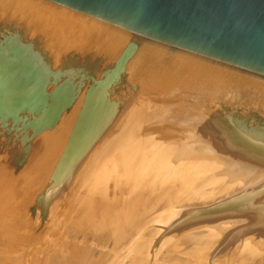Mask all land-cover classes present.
<instances>
[{
	"label": "rangeland",
	"instance_id": "obj_1",
	"mask_svg": "<svg viewBox=\"0 0 264 264\" xmlns=\"http://www.w3.org/2000/svg\"><path fill=\"white\" fill-rule=\"evenodd\" d=\"M5 1L7 3H5ZM9 1L10 0L0 1V20H1L0 25L5 23L4 19L6 18L5 19L6 21L13 22L14 26L12 28L16 33V35L15 33H13L14 35L6 37L5 35L6 33L0 30V107H2V109L0 108V264H12L13 261L15 263L16 259L17 260L15 264H22V262L23 264H32L34 262L44 264L45 262H47V260L51 256L53 257V253L55 249L60 250V252H58L61 255V256L58 255L61 258L60 261L62 262L66 261L63 264H98V263L99 264H111V262L112 264H116V263L117 264L118 263L128 264L130 261V258L134 257L135 252L131 254L132 252L131 250L133 249L135 251L136 248L134 247L137 246L135 243L139 242L138 244H140L141 241L144 239L145 240L148 239L147 245L149 246V256H150L149 260H147L148 264L149 262L152 264H156V263L166 264V262H168L166 258L168 257L170 258L168 254L170 255L173 254L174 256L172 255L173 258L170 259L171 263L169 260V263L167 264H173L176 262L178 264H197V261H198V264H227L228 262H231V261L232 262L229 264H232V263L238 264V261L241 260L239 257H237L238 259L235 258L237 260H234V261H233L234 258L233 259L230 258V254L233 250V247L235 246L233 245L234 243L227 244L225 245V248L222 247L221 249H217L214 253L211 252L213 250H202L201 251V249L200 250L198 249L196 251L198 243L197 241L194 242L193 240L189 241L191 244L188 242H187L188 244L185 242H182V243H179L180 245H177L178 239L188 240L191 237L192 232L194 231L196 232L198 229H202L204 226H206L205 223L208 222L206 217L209 218L211 215L213 216V213L219 211L220 208H221L222 213L224 211H227L225 208H223L225 207L226 203L220 201V198L217 199L218 198L217 194L221 195L223 193V189L226 187V185H228L230 181V178H228L229 175L222 176L220 171L218 172V171L209 170L210 172H208L206 170L208 169L206 165L207 163L205 161L204 163L201 162L203 160L192 159L188 161L182 167H178V166L173 167V165L166 166V165H163L160 160H157V162H154V163L148 162V165H147L148 167L146 170L147 172L145 171L146 172L145 174L139 175V173H137L138 175L135 174L137 178L132 176L134 179L133 180L134 185H132L133 187L132 190H134L135 192H137L138 190L142 192L144 190L143 191L144 194L139 193L140 196L137 197V194L131 191L132 195L130 194L131 193L130 192L129 194L131 196L128 195L125 198L126 203L122 199L123 200L122 204H121V201H122L121 200L118 205H115V208H114L115 212H111L108 209L107 211L108 215L105 218V222L103 221L104 219L101 218V217L104 218V213H105L104 208H102L103 210H101L100 208H94L93 210L95 212L92 210V212L94 213L92 214L93 217L91 218L93 219V221L89 219L90 217L84 211V208L82 205L83 201H80V200H82V198H85L84 195L87 194L88 196L91 193L88 191L89 188L91 189L90 191H92V188L94 190V188L97 187V184H95L96 186L94 185L91 187L89 185L90 181L92 182L91 185L94 184L93 183L94 177L92 178L94 174L91 173L93 172V170L92 169L89 170V166H87L88 163L86 162V161L89 162L90 160V162L93 163L95 162L94 160L95 158L93 159V157H91V159L89 158L88 160V158L80 154L77 156V158H75V160H77V163H75L76 161H72L75 163L74 167H72L71 166L72 164L70 163V165L66 167L64 171L59 169V164L61 163V159L64 156V153L66 152V148H67L66 145L68 146V141H67V139L69 138L68 132L72 134L76 130V127H77V123H76V121H78L77 109H78V103L80 102V99L79 98L77 99V96H79L78 95L79 93H77V91L83 92V89H84V92H83V95H84L92 91L93 88H97L98 85L101 84L100 87L102 88V90H105V93L108 91L106 94H108L109 99H110V96L112 95L113 90L117 95H114L113 93L112 99L113 97L114 99L115 97H120L119 96L120 90L125 89L126 87H129V86H133L132 84H134V81H132L133 78H131L132 76H129L128 68L129 66L132 65L133 61L136 60L137 55L139 54L142 47L144 46L139 45L135 42H132L130 39L128 40L126 39L124 43L122 44V48L120 50L115 49L113 46L112 51H110L108 48L109 42H107L108 39L106 38L107 34L105 32L103 34L101 30L95 29L94 27L88 26L87 24H80L79 23L80 21L74 18H69L68 20H66L67 17L66 18L62 17L63 19H60L58 17L60 16L59 13H58V16H56L57 13H53L49 10H46V14L44 12L42 13L41 11L36 9L38 8L37 5L35 6L33 4L34 5L33 7H29L27 4L30 1L26 3L25 0H23L22 2H18L14 0L15 3H18V4H14L13 0H11L12 2H10L9 4ZM1 8H3L4 11ZM27 9L29 10L27 11ZM47 11L49 14L53 13L54 16L53 15L49 16ZM57 17L59 18L60 21L58 20ZM71 19H72L71 22H73L74 24L73 23L68 24V21ZM64 20H66L65 22L67 23L63 24L62 22H64ZM74 20L76 21L74 22ZM6 25L9 26V23L7 22ZM92 29L95 32L92 31ZM81 30L86 31V32L83 33ZM96 30L98 34L96 33ZM87 33H90V34H87ZM95 34H97L96 35L97 37L95 36ZM102 36H105V37H102ZM105 38L107 41L104 40ZM4 39L12 41L13 47L11 48V50L7 47L2 46L3 42L1 41ZM134 45L138 46L137 50L134 47ZM8 46H10V43L8 44ZM15 49L16 51H13ZM130 50H134L133 51L134 54L132 55V57L134 56L133 57L134 59L133 58L130 59L128 63L126 64L125 68L127 69L125 73H122L118 77V79H116V81H114L113 83H110V82L106 83L107 82L106 79L109 77L110 72L116 69V66L118 65L117 63H119L121 61V58L124 57V55H126L127 52ZM215 70L219 71V69H215ZM94 80L96 82L94 84H91L93 83ZM18 81L20 82V84H18L19 83ZM204 83L205 82H202V81L200 82L195 79L192 80L189 83V86L183 87V90H182L183 95L185 93L186 98H187V95H190V94H192L193 96L200 95L198 93H200V91L202 90L203 86L205 85ZM67 85L70 89V93H72V94L69 93L70 95H72L71 96L72 98L70 100L65 98L66 94L64 93V90ZM107 87H110V88L107 89ZM205 91L206 90H204V92ZM202 92H201V95L204 96L205 98L218 99L219 97L218 100H220V102H223V100H226L227 97H229V95L233 96L232 94H230V90L227 87L225 88L222 87V90L219 89V92H215V91L211 92V90L209 92H205L206 94H203ZM231 98L233 99L235 103L236 101H238L237 103L238 106L243 107L242 103L244 99H257L258 97L255 98L250 95L248 98L247 97L245 98L231 97ZM231 100L229 101V105H231L230 104ZM79 112H80V109H79ZM246 115L248 114L246 113ZM90 123L88 124L91 125V127L89 126L88 127L89 129H87V131L89 133V136L90 134L91 136L90 137L88 136L87 131L82 136V138L85 139V140L82 139V142L84 141L83 142L84 148L88 149L89 147V151L90 149L91 150L93 149L94 150L93 152H99L100 149L102 148L104 149L105 147H107L106 149L107 150L109 149L110 151L107 152L106 150V153L108 154L112 153L114 149L113 148L110 149L111 146L108 144L111 139L109 136H107V135H110V133H108L109 132L108 129L102 128V125L99 123L97 124L95 121H93V123L90 121ZM100 125L101 127H99ZM103 130L107 132L108 134L105 133ZM87 136L91 140H93L94 138V140L93 141L89 140V143H88ZM105 140H107L106 143L108 145L104 143ZM99 144L101 146L105 144L106 145L104 147H101ZM96 146H99V148L100 147L101 148L98 149V147ZM93 154L95 155V153ZM80 157H81V160L79 159ZM84 161L86 164H84ZM158 162L159 164H161L160 166H158L159 165L157 164ZM189 163L190 164L193 163V164L190 165ZM199 165H202L203 168H199ZM79 167H81L80 168L81 170L79 169ZM167 167H169L170 169ZM185 167L186 168L189 167V168L186 170ZM76 168L79 170L75 171ZM154 168L156 172L158 171L157 173H155ZM83 169H84L83 172L88 171L89 174L88 173L86 174H88L91 177V180H88L90 177L88 178V176L82 172ZM107 169L109 168L107 167ZM107 169L105 168V171H104L105 173L107 172ZM204 169L208 173L204 172L205 171ZM110 170H112L110 174L113 175L112 173L114 172L113 169H109L108 172ZM152 170H154V172ZM170 170L171 172H169ZM173 170H176V171L173 172ZM177 170H180L181 172ZM61 171L63 172L62 174L63 176L61 175L62 173ZM190 171H191V174H190ZM108 172L106 174L110 175ZM165 173L166 174L170 173V174L166 176ZM197 174L199 175L197 176ZM84 175H86L87 178H85ZM144 176L148 178V181L146 180L147 178ZM158 176L160 177V179L162 178V181L160 180L159 181L161 184H163L162 182H164L163 184L164 186L163 185L161 186L160 184H158V181H157V179L159 178ZM213 176L215 177V179L213 178ZM153 177H155L154 180H153ZM175 178H178V179H175ZM192 178H193V181H192ZM164 179H167V180H164ZM187 179L189 181H187ZM197 179L198 180L200 179V180L198 181ZM208 179L209 180L211 179V180L209 181ZM143 180H144V183H143ZM152 180L153 182H155L156 180V183H157V184L155 183L156 186L152 185L153 184ZM168 180L171 181L172 183L169 186H168L169 183L167 184L165 183V181L168 182ZM181 180L184 182H182ZM140 181H142V183ZM150 181L152 184L149 183ZM201 181H204L203 182L204 184L201 183ZM85 183H87L88 185ZM146 184L147 186H145ZM150 184L152 185V187ZM206 184L208 186H206ZM81 185H84V186L86 185L87 187L89 186V188H85L84 186H81ZM193 185H195V187ZM212 185L213 187L219 185V188L218 187L213 188ZM198 186L200 189L197 188ZM134 187L137 188L138 190L135 189ZM189 187H191L192 189ZM158 188L161 190L163 188L165 189L161 191V190H158ZM152 190L154 194L151 193ZM145 191L146 192L149 191L148 193L150 196L148 195V193L146 196ZM194 191H196L197 193L195 194ZM80 192L83 195H81ZM86 192H89V194ZM155 193L157 195H155ZM160 193H162V195H159ZM174 193H175V197L172 198V196H174ZM133 194L135 195L133 196ZM184 194L187 196H185ZM182 195L184 196L182 197ZM151 196L152 197L158 196L157 198H154L155 201H158V202L153 203V199ZM142 197L144 198L145 201L141 199ZM168 197H171V198H168ZM194 197H196V199H194ZM78 198H81V199H78ZM127 198L129 199L128 201H127ZM136 198H138L139 200ZM159 198L161 201H163L162 202L163 205L161 201L159 200ZM161 198L164 200H162ZM197 198H198V203L197 201H195L197 200ZM236 198L237 197H235V199ZM78 200L80 201V205H79ZM139 201H142L143 203ZM204 201H205V204H204ZM138 202L139 204H136ZM184 202L185 203L187 202V203L184 204ZM150 204L153 206H151ZM127 206L130 207L128 208L129 210L131 209L130 211H132L133 208L135 209V210L133 209V214L130 215V213H132L130 211H128L127 213V210H126ZM78 207H81V208L79 209ZM147 209L151 211V214L148 212ZM153 209L154 211L156 210L157 212L156 211L154 212ZM124 210L126 211V213H124ZM164 210L166 212H164ZM44 211L46 213H44V216H42ZM83 212L85 215L83 214ZM144 212L146 213L145 217H148V219L143 216ZM158 212H159V215H158ZM182 212L183 214H181ZM81 213L84 215L83 218H82ZM120 213L122 214L120 215ZM168 213H170L172 217L174 216L173 218L176 217V219H173L171 217V220H172L171 221L167 215ZM111 214H113V216ZM100 215L102 216L99 218ZM162 215L164 216V218L162 217ZM95 216L96 217L98 216L97 219ZM116 216L118 217L115 218ZM126 216H128L129 218H127ZM165 216L167 219L165 218ZM111 217H113V220ZM125 217L127 219H125ZM140 218L144 220L143 221L144 223L142 222ZM85 219L87 221H85ZM132 219L135 220L134 223L139 220L141 223L140 222L135 223L136 227L133 224V226L135 227L134 228L131 226L132 224H130V221L133 222ZM126 220H127V223H126ZM146 220L148 221V224L145 223ZM167 220L168 221L170 220L169 221L170 223ZM98 224H99L98 228L100 229L104 228V226L107 228V229L104 228L106 231L108 230L109 232V233H106V235L111 234L112 236L109 235L110 237L109 236H106V237L110 239L113 236L116 237L117 236L116 234L120 232H124L127 230H130V231H127V233L124 232L122 234H118V237H121L122 239L119 240L118 242L114 240L115 241L114 244H113V241L112 243L110 242L113 239L105 243L109 239L105 238V241L103 240L104 237L102 238V236H105L104 229H102L103 231L100 229H97ZM262 224L263 223L258 222V225L261 227L262 230L257 231L261 233V236H260L261 238L256 237L258 236V234L251 232L252 230L250 229L249 225H246L244 226V229L236 235L238 243L244 242L245 241L244 239L247 237V238H250V240L259 238L258 240H261V242L264 244V226L262 227ZM60 225L61 227H64V229L60 230L61 229L59 228ZM100 225L102 226V228L100 227ZM128 225L131 226V229L133 230H131ZM121 226H123V228ZM117 227L122 228V230L121 229L119 230ZM110 230L113 233L110 232ZM131 231L139 236L135 235L134 233H131ZM95 232H97V234H95ZM100 232L104 234L102 235ZM99 233L101 236L99 235ZM87 235L88 236L91 235L90 237L93 240L91 241L90 237H88ZM126 235L129 236V237L128 236L126 237L127 239L129 238L130 240L132 238L131 239V241H133L132 246L128 243L131 241L126 240V238H124ZM131 235L132 237L130 238ZM133 235H135L134 238H133ZM95 236L96 238L94 239L93 237ZM136 237H139L137 238L138 241L137 240L135 241ZM173 237H176V238L179 237V238L177 240L176 238H174L173 239L174 245H171L170 244L171 242H169V239ZM99 238L101 241L99 240ZM97 240H99L100 242L99 241L97 242ZM173 240L171 239L170 241H173ZM87 241H89V244L87 243ZM150 241L152 242L150 243ZM192 242L194 243L192 244ZM61 243H63L65 247ZM108 243H111V245H108ZM104 244H106L105 247H104ZM112 244L115 245V247L112 246ZM128 244L130 245L129 247H128ZM181 244H182V247H181ZM185 244H186V247H185ZM187 245H189L188 246L189 249L187 248ZM177 246H180V249L178 247V251H175V249H177ZM226 246L227 247L229 246L230 250L228 249L229 247L227 248ZM79 247H81L82 249L80 252H79V249H80ZM86 247H87V250L92 249L94 251L90 250L91 251V254H90V251L88 252L85 249ZM122 247H125V248L128 247L127 249L124 248V250L127 252L129 251L131 252L127 254V252H124ZM168 247H169V250H168ZM172 247L174 249H172ZM106 248H107V251H106ZM185 248L188 249L187 253H186ZM190 248L192 249V251L190 250ZM184 249L185 251H182ZM227 249L229 250V252H226ZM112 250L113 252L118 251L116 252V254L114 253L115 259H113V257H109L111 255L113 256ZM119 250L120 251L123 250V252L121 251L122 253L120 254ZM173 250L176 253L177 252L178 253L176 254ZM99 251H102V252L100 253ZM172 251L174 253H172ZM179 252H183V253L181 254ZM190 252H193V253H190ZM203 252H204V255L202 254ZM253 252L254 254H252ZM70 253L72 256L69 255ZM78 253H81V254H78ZM82 253H84V256ZM222 253H223V256L222 257L220 256V258L221 260L223 259V261L219 260L220 258L216 260V258L219 257L220 254L222 255ZM117 254H118V257H116ZM200 254H202L201 256L202 257L204 256V257L201 258ZM226 254L229 256L228 258L226 257L227 256ZM94 255L96 256L98 255L97 257L98 259ZM176 255L178 256L176 257ZM254 255H255V251L250 249L246 253V258L252 257ZM128 256L130 258H128ZM162 256H164L165 258ZM197 256L199 258H197ZM263 256L264 254L260 258L259 257L255 258L257 262L255 260L250 261V264H256V263L264 264ZM105 257H108V258H105ZM123 258L124 260L122 261ZM163 258L166 261L161 260ZM125 259L127 262L125 261ZM190 259H193V260L191 261ZM194 259H197V261H195ZM114 260L116 261L114 262ZM182 260L183 262L184 261H187V262L181 263L180 261ZM5 261L6 262L10 261V262L6 263Z\"/></svg>",
	"mask_w": 264,
	"mask_h": 264
},
{
	"label": "bare ground",
	"instance_id": "obj_2",
	"mask_svg": "<svg viewBox=\"0 0 264 264\" xmlns=\"http://www.w3.org/2000/svg\"><path fill=\"white\" fill-rule=\"evenodd\" d=\"M16 1L22 2L23 0H16ZM25 1H26V3L28 1L31 2V4H30V2L27 4L29 7H33L34 5L35 6L37 5L38 8H36V9L41 11L42 13L44 12L46 14V10H49L53 13H57V15L55 14L56 16H58V13H59L61 17L60 16H58V17L60 19H63L64 17L65 18L67 17L66 20H68L69 18H74V19H77L78 21H80L79 22L80 24H87L88 26H91V27H94L95 29L101 30V32H103V34L105 32L107 34V35L106 34L105 35H106V38L108 39V41L106 40V38L104 40L109 42L108 48L110 51H112L113 46L115 49L120 50L122 48V44L124 43V41L126 39L127 40L130 39L132 42H135L139 45L144 46V47H142L139 54L138 55L136 54L137 55L136 60H134L132 65L129 66V68H128L129 69V71H128L129 76H132L131 78H133L132 81H134V84H132L133 86H129V87H126L125 89L120 90L119 91L120 97H115V99L113 97V99H112L113 93H114V95H117L113 90L112 95L110 96V99H109L108 94H106L108 91L105 93V90H102V88L100 87L101 84L98 85L97 88H93L92 91H90L89 93H86L84 95H83L84 89H83V92L77 91V93H79L78 94L79 96H77V99L78 98L80 99V102L78 103V109H77V111H78L77 112L78 121H76L77 127H76V130L72 134L70 132H68V136H69V138L67 139L68 146L66 145V147H67L66 152L64 153V156L61 159V163L59 164V169L64 171L66 169V167H68L70 165V163L72 164L71 166L74 167L75 163H77V160H75V158H77V156L80 154H82L83 156L88 158V160H89V158L91 159V157H93V159L95 158L94 159L95 162H93V163L90 162V160H89V162L88 161H86V162L88 163L87 166H89V170L92 169L94 172V173L91 172L92 174H94L92 176V178L94 177V179H93L94 184L91 185L92 182L90 181L89 185L91 187V186H94L95 184H97V187L94 188V190L92 188V191H90L91 189L89 188V186L87 187L86 185L85 186L81 185V186H84L85 188H89L88 191L91 192L90 194H89V192H86L89 195L88 196H87V194L84 195L85 198L81 197L82 200H80V201H83L82 205H83L84 211L90 217L89 219H91L93 217L92 214L95 212L93 210L94 208H100L101 210H103L102 208H104V210H105L104 218L101 217L102 215H100L99 218L101 217L102 219H104L103 221L105 222V218L108 215V213H107L108 209L111 212H115V210H114L115 205H118L122 199L125 201L126 200L125 198L128 195H130V194L132 195L131 191L135 192L134 190H132V188H133L132 185H134L133 184L134 183L133 177L137 178V176L135 175L137 173H139V175L145 174L147 172L146 170L148 167L147 166L148 162L154 163V162H157V160H160L161 163L163 165H166V166L173 165V167H176V166L182 167L188 161H190L192 159L203 160L201 162L204 163V161H205L207 163V164L206 163L205 164L207 165L208 169H206V168L205 169L208 172H210L209 170L218 171V172L220 171L222 176L229 175L228 178H230V181H229L228 185H226V187L223 189V193L221 195L217 194V197H218L217 199L220 198V201L226 203L225 207H223V208H225L227 211H224L222 213L221 208H220L219 211L213 213V216L211 215L209 217V215H210L209 214L208 215L209 218L206 217L208 222H206L207 220L205 221L206 223L204 222L206 224V226H204L202 229H198L196 232L195 231L192 232L191 237L190 238L188 237L189 238L188 240L187 239L179 240L178 239L179 237L178 238L173 237L171 239L172 240L174 238H176V240L178 239L177 245H180L179 243H182V242L190 243L189 241H192V240L194 242L197 241L198 245L196 244L197 245L196 251L198 249L199 250L201 249V251L202 250H213V251H211L213 253L217 249H221L222 247L225 248V245H227V244L234 243L233 245H235V246L233 247L231 254L230 253H228V254H230L231 259L234 258L233 261L237 260L238 259L237 257H239L241 260L238 261V264H250V261L255 260V258L262 257V255L264 254V244L261 242V240H258L259 238L250 240V238L246 237L244 239L245 240L244 242L238 243L236 235L244 229V226L249 225L250 229L252 230L251 232L258 234V236H256V237H260L261 233H259L257 231L262 230V229L258 225V222L263 223L262 227L264 226V79L261 77H257V76H254V75H251L248 73H244V72H241V71H238L235 69H231V68H228V67L216 64V63H212V62L206 61L204 59H200V58L195 57L193 55L186 54V53L177 51V50L172 49V48L164 47V46H161V45L156 44V43L145 41V40L140 39L138 37H134L128 33L116 30L114 28L102 25L100 23H97V22L88 20L86 18L74 15L72 13L63 11L61 9H58L56 7H53L51 5H48V4L43 3L41 1H38V0H25ZM2 2H4V1H2ZM10 2H12V1L10 0L9 4H10ZM5 3H7V2L5 1ZM13 3L18 4V3H15V1ZM4 6H6V5H4ZM3 8H1V9L3 10ZM20 9H21V7H20ZM28 10L29 9H27V11ZM33 10H35V9H33ZM34 13H35V11H34ZM47 13H48V11H47ZM53 13L52 14L48 13V14H49V16L50 15L54 16ZM38 15H39V13H38ZM1 18H2V16H1ZM59 18H58V20H59ZM5 19H4L5 23L0 25V30L4 31V33H6L5 34L6 37H9V36L14 35L13 33H15V31L12 28L14 25H13V22L6 21ZM66 20H64V22H62V21L61 22L63 24L67 23V22H65ZM69 21H70V23H69ZM69 21H68V24L73 23V22H71L72 19ZM75 21L76 20H74V22ZM7 22L9 23V26L6 25ZM72 26H74V25H72ZM93 29H92V31H94ZM89 30H90V28H89ZM81 31L83 33L86 32L83 30H81ZM90 33H87V34H90ZM96 33L98 34L97 30H96ZM97 34H95V36ZM15 35H16V33H15ZM102 37H105V36H102ZM18 39H19V37H18ZM1 42H3L2 46L7 47L10 50L13 47L11 40L4 39ZM9 43H10V46H8ZM105 45H107V44H105ZM134 47L137 50L138 46L134 45ZM134 50L128 51L127 54L121 58V61L119 63H117L118 65L116 66V69L111 71L112 73L110 72L109 77L106 79V81H107L106 83H109V82L113 83L114 81H116V79H118V77L122 73H125V71L127 69V68H125L126 64L128 63V61L130 59H132L134 57V56L132 57V55L134 54V52H133ZM13 51H16V49ZM215 69H219V71L215 70ZM220 71H222L224 73H222ZM194 79L198 80L200 82L201 81L205 82L204 83L205 85L203 86L200 93H198V94H200V95H197L198 97L190 94V95H187V98H186L185 93L183 95V92H182L183 87L189 86V83ZM95 80L91 84H94L96 82ZM18 84H20V82ZM179 84H181V85H179ZM222 87H224V88L227 87L230 90V94L233 95V96L229 95V97H227L226 100H223V102H220V100H218L219 97H218V99H216V98H205L204 96L201 95L202 91H203L202 92L203 94H206L205 92H209L210 90H211V92L212 91L213 92L214 91L219 92V89L222 90ZM108 88H110V87H107V89ZM204 90H206V91L204 92ZM64 93L66 94L65 98H67L68 100H70L72 98L71 97L72 95H70L72 93H70V89H69L68 85L66 86ZM250 95L255 97V98L258 97L257 98L258 100L257 99H244V101L242 103L243 107L238 106L237 105L238 101H236V103H235L233 101V99L231 98V97H240V98L247 97L248 98ZM73 96H75V95H73ZM230 100H231V103H230L231 105H229ZM0 108L2 109V107H0ZM79 109H80V112H79ZM246 113L248 115H246ZM90 121L92 123H93V121H95L97 124L98 123L101 124L102 128L108 129V131H109L108 133H110V135H107L108 133L104 131L105 129L103 131L105 133H107L106 135L111 138L110 142L108 144L111 146L110 149H112V148L114 149V151L112 153H110V154L106 153L107 147H105L104 149L102 148L103 150L100 149L101 147H104L107 144L106 141L108 139L104 141V143H106L105 145L101 146L99 144L101 146L100 148H99V146H96V147H98V149H100V151L98 150L99 152H93L94 150L90 149V151H91V153H90L89 147H88V149L84 148V143H83L84 141L82 142V139L83 140H85V139L82 138V136L85 134L87 129H89L88 127L89 126L91 127V125L88 124V123H90ZM101 125L99 127H101ZM87 133H88V131H87ZM88 136H89V133H88ZM88 136H87V140L89 143V140H91V139L88 138ZM90 136H91V134H90ZM93 136H94V134H93ZM93 140H94V138H93ZM93 140H91V141H93ZM87 151H89V152H87ZM108 151H110V150L108 149L107 152ZM93 153H95V155ZM108 156H110V157H108ZM79 159L81 160V157ZM85 160H87V159H85ZM96 160H97V162H96ZM72 161H76V162L74 163ZM98 162H100V163H98ZM193 162H194V160H193ZM84 164H86L85 161H84ZM157 164H159V162ZM191 164H193V163H191ZM160 165L161 164H159L158 166H160ZM150 166H149V168H150ZM81 167H79V169ZM107 167L109 169H113V171H114V172H112L113 175L110 174L112 170H110L108 172L109 169H107ZM105 168L107 169V172L111 176L107 175L106 174L107 172L106 173L104 172ZM167 168H169V167H167ZM188 168L189 167H187L186 170ZM199 168H203V166L199 165ZM79 169L76 168L75 171L79 170ZM154 170H155V168H154ZM154 170H152V171L154 172ZM206 170L204 172H206ZM83 171H84V169L82 170V172ZM163 171H165V170H163ZM174 171H176V170H173V172ZM177 171H180V170H177ZM157 172L155 170V173H157ZM169 172H171V170ZM182 172H184V171H182ZM199 172H197V173H199ZM208 172H206V173H208ZM83 173L86 174V173H88V171L83 172ZM62 174H63V172L61 173V175ZM88 174H86V175L89 178L90 176ZM168 174H170V173H167V174L165 173L166 176ZM188 174H189V172H188ZM190 174H191V171H190ZM192 174H193V172H192ZM86 175H84L85 178H87ZM159 175H160V173H159ZM198 175L199 174H197V176ZM211 175H213V174H211ZM216 176H217V174H216ZM139 177H141V176H139ZM144 177H146V176H144ZM188 177H189V175H188ZM154 178L155 177H153V180H154ZM171 178H172V176H171ZM213 178L215 179L214 176H213ZM167 179H164V180H167ZM175 179H178V178H175ZM88 180H91V177ZM144 180H143V183H144ZM146 180L148 181V178ZM153 180H152V182H153ZM159 180L162 181V178L160 179V177H159L157 179L158 184H160L162 186L164 184V182H162L163 184H161ZM170 180H172V179H170ZM187 181H189V180L187 179ZM192 181H193V178H192ZM140 182L142 183V181H140ZM182 182H184V181H182ZM203 182L204 181H201V183H203ZM87 183H85V184H87ZM149 183H151V181ZM155 183H156V180H155V182H153V184L152 183L151 184L153 186H156L157 183L156 184ZM165 183L166 184L169 183L168 186L172 184L171 181H169V180H168V182L165 181ZM211 183H212V181H211ZM152 185H151V187H152ZM145 186H147V184ZM173 186H174V184H173ZM193 186L195 187V185H193ZM206 186H208V185L206 184ZM212 187H213V185H212ZM216 187L219 188V185L214 186L213 188H216ZM189 188H191V187H189ZM197 188H199V186ZM135 189H137V188H135ZM164 189L165 188H163L162 190H164ZM158 190H161V189L158 188ZM85 191H86V189H85ZM138 191H140V190H138ZM143 191L142 192L140 191L138 193L135 192L137 194V197L140 196L139 193L144 194ZM148 192L145 191L146 196H147ZM194 192H195V194L197 193L196 191H194ZM219 192H217V193H219ZM151 193H153V190L151 191ZM162 193H164V192H162ZM162 193H160L159 195H162ZM80 194H81V192H80ZM81 195H83V194H81ZM134 195L135 194H133V196ZM148 195H149V193H148ZM155 195H157V194L155 193ZM184 195H182V197ZM185 196H187V195H185ZM157 197L156 196L152 197L153 203L158 202V201H155V199H154ZM173 197H175V193H174V196H172V198ZM235 197H237V198L235 199ZM81 198H78V199H81ZM163 198H164V196H163ZM168 198H171V197H168ZM136 199H138V198H136ZM141 199L144 200L143 197ZM194 199H196V197H194ZM123 200L121 201V204H122ZM128 200L129 199L127 198V201ZM159 200H160V198H159ZM162 200H164V199H162ZM80 201H79V205H80ZM187 201H189V200H187ZM195 201H197V203H198V198ZM139 202L143 203L142 201H139ZM139 202L136 204H139ZM148 202H149V200H148ZM162 202L163 201H161V203ZM125 203H126V201H125ZM175 203H177V202H175ZM186 203L184 202V204H186ZM121 204H120V206H121ZM204 204H205V201H204ZM162 205H163V203H162ZM151 206H153V205H151ZM81 207H78V208L80 209ZM126 208H127L126 210L128 213V211H130L131 209L129 210L128 208H130V207H128V206ZM133 209H132V211H130L132 213L129 212L130 215L133 214ZM143 209H144V207H143ZM157 209H158V207H157ZM92 210L94 212H92ZM96 211H97V209H96ZM153 211H154V209H153ZM153 211H152V213H153ZM148 212L151 214V211L148 210ZM164 212H166V211L164 210ZM183 212H184V210H183ZM183 212L181 214H183ZM44 213H46V212L44 211L42 216H44ZM124 213H126L125 210H124ZM170 213H168L167 215L171 220V217H172L171 214L172 213L171 214ZM81 214H79V215H81ZM83 214H84V212H83ZM83 214H82V218L85 215V214L84 215ZM121 214L122 213H120V215ZM145 214L146 213L144 212V215H143L144 217H145ZM111 215L113 216V214H111ZM147 215H148V213H147ZM158 215H159V212H158ZM165 215H166V213H165ZM173 215H174V213H173ZM141 216H142V214H141ZM143 216H142V218H143ZM97 217H96V219H97ZM117 217L118 216H116L115 218H117ZM126 217L129 218L128 216H126ZM126 217H125V219H127ZM162 217L164 218L163 215H162ZM111 218L113 220V217H111ZM145 218L148 219V217H145ZM165 218H166V216H165ZM173 219H176V217ZM91 220L93 221V219H91ZM151 220H152V218H151ZM85 221H87V220L85 219ZM134 221L135 220H133V222L130 221V224H132L131 225L132 227H134L136 225L135 223L140 222V220L135 222V223H134ZM143 221L144 220H142V222ZM150 221H149V223H150ZM126 223H127V220H126ZM145 223L148 224V221L146 220ZM99 224H100V222H99ZM99 224L97 226V229H100V228H98ZM121 224H123V223H121ZM133 224H134V226H133ZM151 224H149V225H151ZM250 224H252V225H250ZM141 225H143V224H141ZM131 226H129L130 229H131ZM57 227H59V226H57ZM100 227L102 228L101 225H100ZM107 227H109V226H107ZM121 227L123 228V226H121ZM59 228H61L60 230L64 229V227H61V225ZM104 228H106V227L104 226ZM104 228H102V229H104ZM117 228L119 230L120 229L122 230V228H119V227H117ZM102 229H100V230H102ZM111 229H113V228H111ZM126 230H127V228H126ZM131 230H133V229H131ZM116 231H117V229H116ZM127 231H130V230H127ZM127 231H124V232L127 233ZM97 232H98V230H97ZM97 232H95V234H97ZM110 232H112V231L110 230ZM124 232H120L118 234H122ZM100 233L102 234V232H100ZM100 233H99V235H100ZM104 233H105V236H102V238L104 237L103 240L105 241V238H107L106 236H109L111 234L106 235V233H109V232H108V230L106 231L105 229H104ZM131 233H134V232L131 231ZM92 234H94V233H92ZM118 234H116L117 235L116 237L113 236L111 238L113 240H111L110 238H107L109 240L106 241L105 243H107L111 240L110 242L112 243V241H113V244H114L115 241L118 242L119 240H121L122 238L118 237ZM138 234H140V233H138ZM128 235H126L124 238H126ZM135 235H137V234H135ZM135 235H133V238ZM80 236H82V235H80ZM90 236H88V237H90ZM137 236H139V235H137ZM131 237H132V235L130 236V238ZM93 238L95 239L96 236ZM137 238H139V237H136L135 241L137 240ZM90 239H91V237H90ZM131 239L129 240V238L128 239L126 238V240H129V241H131ZM171 239H169V242H171L170 243L171 245H174V240L170 241ZM86 240H87V238H86ZM88 240H89V238H88ZM92 240L93 239H91V241ZM99 240H100V238H99ZM99 240H97V242ZM144 240H142L143 242L141 241L140 244H138L139 242L135 243V241H134V243L137 245L136 247H134L136 249H135V251L132 249L131 250L132 252L131 251H129V252H131V254H133L135 252V254H134V257H132V258H130L128 256V258H130V261L128 264H148L147 260H149V258H150L149 246L147 245L148 239L145 240L146 243ZM151 242L152 241H150V243ZM194 242H192V244ZM87 243L89 244V241H87ZM111 243H108V245H111ZM128 243L132 246L133 241L128 242ZM61 244L63 245V243H61ZM93 244H94V242H93ZM113 244H112V246L115 247V245H113ZM129 244H128V247L130 246ZM135 244H134V246H135ZM105 245L106 244H104V247H105ZM188 246L189 245H187V248H188ZM232 246H231V248H232ZM128 247H126V248L122 247V248L124 250V248L127 249ZM178 247L180 249V246H177V249H175V251H178ZM181 247H182V244H181ZM185 247H186V244H185ZM194 247H196V246H194ZM79 248H80L79 249V252H80L82 249H81V247H79ZM63 249H65V248H63ZM85 249L87 250V247ZM172 249H174V248L172 247ZM185 249L182 251H185ZM188 249H186V253L188 252L187 251ZM228 249L230 250V247ZM228 249L226 250V252H229ZM250 249L255 251V255L252 257L246 258V253ZM90 250L94 251L92 249H90ZM90 250H87V251L89 252ZM123 250H121V251L123 252ZM168 250H169V247H168ZM190 250L192 251L191 248H190ZM91 251H90V254H91ZM106 251H107V248H106ZM114 251H116V250H114ZM121 251H120V254L122 253ZM173 251H172V253L175 252V251L174 252ZM58 252H60V250L55 249L54 253H53V257L52 256L50 257L48 255L50 258L48 260L46 259L47 262H45L44 264H63V263H65L66 261H64V262L60 261L61 258L58 256V255H60ZM95 252H96V250H95ZM99 252L101 253L102 251H99ZM116 252H118V251H116ZM116 252H113V250H112L113 256L111 255L109 257H113V259H115L114 256H115ZM124 252H127V251L124 250ZM129 252H127V254H129ZM84 253H82L83 256H84ZM110 253H111V251H110ZM179 253L182 254L183 252H179ZM190 253H193V252H190ZM78 254H81V253H78ZM87 254H89V253H87ZM118 254L116 257H118ZM202 254L204 255V252ZM202 254H200V256ZM252 254H254V252ZM69 255H71V253ZM102 255H100V256H102ZM172 255L168 254V256H170V258L169 257H168L169 259L166 258L168 260V262H166V264L169 263V260L171 258H173L174 255L173 256ZM94 256L96 258L98 257V255L97 256L94 255ZM126 256H125V258H126ZM164 256H162V257H164ZM177 256L178 255H176V257ZM220 256L222 257L223 253H222V255L220 254L219 257H217V258L215 257L216 260L218 258H220ZM194 257H196V256H194ZM203 257L201 256V258H203ZM226 257L228 258L229 256L227 255ZM105 258H108V257H105ZM164 258L161 260L166 261ZM197 258H199V257L197 256ZM235 258H237V259H235ZM16 260H15V263H16ZM123 260H124V258L122 259V261ZM190 260L192 261L193 259H190ZM194 260L197 261V259H194ZM219 260H221V258ZM225 260H227V259H225ZM99 261H101V260H99ZM115 261L116 260H114V262ZM125 261H126V259H125ZM221 261H223V259ZM9 262H6V263H9ZM105 262H106V260H105ZM180 262L182 263L183 260ZM185 262H187V261H184L183 263H185ZM231 262H228L227 264H229ZM13 263H14V261L12 262V264ZM170 263H171V260H170ZM22 264H23V262H22ZM32 264H40V263L34 262ZM111 264H112V262H111ZM118 264H120V263H118ZM149 264H152V263L149 262ZM173 264H178V263L176 262ZM197 264H198V261H197Z\"/></svg>",
	"mask_w": 264,
	"mask_h": 264
},
{
	"label": "water",
	"instance_id": "obj_3",
	"mask_svg": "<svg viewBox=\"0 0 264 264\" xmlns=\"http://www.w3.org/2000/svg\"><path fill=\"white\" fill-rule=\"evenodd\" d=\"M264 79V0H38Z\"/></svg>",
	"mask_w": 264,
	"mask_h": 264
}]
</instances>
